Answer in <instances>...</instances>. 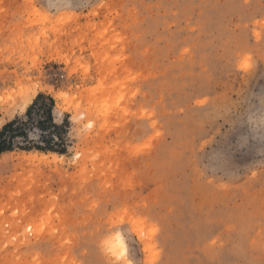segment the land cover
Listing matches in <instances>:
<instances>
[{"label": "rangeland", "instance_id": "374dc122", "mask_svg": "<svg viewBox=\"0 0 264 264\" xmlns=\"http://www.w3.org/2000/svg\"><path fill=\"white\" fill-rule=\"evenodd\" d=\"M39 93L0 264H264V0H0V130Z\"/></svg>", "mask_w": 264, "mask_h": 264}, {"label": "trees", "instance_id": "16d2710c", "mask_svg": "<svg viewBox=\"0 0 264 264\" xmlns=\"http://www.w3.org/2000/svg\"><path fill=\"white\" fill-rule=\"evenodd\" d=\"M53 106L54 100L51 96L39 93L27 108L25 119L15 118L2 126L0 130V153L11 150L15 146L14 140L17 138L19 140L16 147L19 149L65 152L64 139L59 133L63 129L64 123L57 124L53 121ZM33 114L40 115V118L34 120ZM33 122H35L36 128L41 131L39 134L41 142H34L27 136L26 129ZM44 130L45 132L48 131V134H45ZM51 134H55V141Z\"/></svg>", "mask_w": 264, "mask_h": 264}, {"label": "snow or ice", "instance_id": "6c2138e0", "mask_svg": "<svg viewBox=\"0 0 264 264\" xmlns=\"http://www.w3.org/2000/svg\"><path fill=\"white\" fill-rule=\"evenodd\" d=\"M264 122V121H262ZM112 256L115 260H123V259H126V256H127V249L122 247L120 251L116 252V251H113L112 252ZM110 264H112V262L110 261Z\"/></svg>", "mask_w": 264, "mask_h": 264}, {"label": "bare ground", "instance_id": "6f19581e", "mask_svg": "<svg viewBox=\"0 0 264 264\" xmlns=\"http://www.w3.org/2000/svg\"><path fill=\"white\" fill-rule=\"evenodd\" d=\"M33 96H34V94H32L31 96H27V97H25V99H24V105L27 104V102H29ZM8 99H9V98L6 99V102H7ZM52 155H53L54 157L57 156L56 154H52ZM117 240H118V239H117ZM112 245H115V243H113ZM118 247H119L120 249L123 247V243H122L121 241L118 243ZM111 248H113V247H111Z\"/></svg>", "mask_w": 264, "mask_h": 264}]
</instances>
